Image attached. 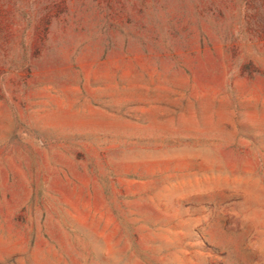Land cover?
Listing matches in <instances>:
<instances>
[{"label": "rangeland", "instance_id": "rangeland-1", "mask_svg": "<svg viewBox=\"0 0 264 264\" xmlns=\"http://www.w3.org/2000/svg\"><path fill=\"white\" fill-rule=\"evenodd\" d=\"M0 264H264V0H0Z\"/></svg>", "mask_w": 264, "mask_h": 264}]
</instances>
